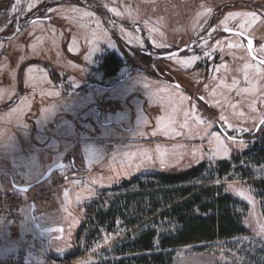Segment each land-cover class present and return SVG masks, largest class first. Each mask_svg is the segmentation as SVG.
Returning <instances> with one entry per match:
<instances>
[{
  "label": "rangeland",
  "instance_id": "374dc122",
  "mask_svg": "<svg viewBox=\"0 0 264 264\" xmlns=\"http://www.w3.org/2000/svg\"><path fill=\"white\" fill-rule=\"evenodd\" d=\"M47 1V9H42L38 6L36 10L42 9L44 12L40 14V17H47L48 20L56 15V7L66 4L84 7L96 14L99 11L100 14L98 15L112 38L115 40L112 34L114 33L120 41L121 49L116 43L118 47L117 53L124 63L127 61L125 54L133 56L137 48H144L142 50L144 54L147 52L155 54L171 53L185 46L203 32L200 39L190 49L177 56L167 58V65L164 64L169 69H179L186 72L179 79L178 83L184 88L194 89L196 98L191 100L182 89L169 84L165 85L176 88V92H172L169 89L170 91H164L163 93L151 92L152 94H150L149 92L147 94L149 96L145 95L144 99H138L132 95V97L123 96L121 99V94L129 93L133 90L138 92L139 88L142 89V84H148L144 82L145 75L138 72H133L135 75L126 80V82L117 83L105 88L93 86L89 93L82 96V91H79V88L84 83L78 88L70 87V85L63 82L58 74L60 82L64 85L65 95L63 96L59 92L62 100L59 98L56 100L57 110L72 113V109L77 107L76 103L86 105L87 108L85 112L67 114L65 118L71 119L74 122H72V125H69L72 127L70 130L65 127L58 129L57 132L62 135V139H59L62 140L61 149L65 151L58 160L51 162L53 159L49 156L47 160L43 161V166L41 165V167L32 160L34 162H28L30 168L27 167L25 169L21 167V171L17 173L22 176V179L33 182V180L37 179V175L40 178L53 164L59 161H63L64 163L63 168L51 174L47 180L31 187L24 193H15L21 201L25 203L30 202L29 205H32V213L29 214L28 226H24V230H21L23 228L17 229L18 225L15 226L17 232L12 230L13 233L15 232V236L13 237L16 239H10L11 244H8V251L3 256H0V264H97L100 261L113 258L110 255L112 251L111 245L117 238L123 236L125 232H122V228L118 223L114 229H111L112 231H102L98 237H95V228L90 221V215H88L90 205L100 202L101 198L103 200H112L123 194V188L118 187V189L114 186L118 185L121 181L131 178L133 175L155 172L161 169L183 170L200 163L195 161L177 162L181 156L180 150L182 147L177 146L178 148H173L174 151H165L164 148L166 149L169 146L165 141L174 140L159 138V136L162 137L163 132H157V129L152 133L150 128L152 126L154 128V124L150 125V123L154 118L159 121L157 128L163 122H172L173 124L169 125L170 131L174 130L175 133L178 132L181 135L184 128L180 127L179 118L188 106L191 108V112L187 117H192L194 111L195 114H201L204 119L211 123L209 115L213 116L212 118L218 120L223 131L230 136L238 138V140H229L224 136L229 142L230 151H242L249 147L245 139L248 138L250 140L253 137L251 133L260 119L264 118V110L258 120H255L252 124H248L247 133H242L240 130H225L223 121L219 118L220 109L213 106L210 102L211 85L210 81L207 83L209 80L207 75L210 73L209 71H211L213 65H218L228 57V53L232 49L242 50V53L247 57V53L242 47H219V43L221 41L224 43L225 38L230 36L221 32V28L238 29L243 33L246 32L251 37L256 35L255 46L261 43V37L257 33L258 26L256 24L259 22L257 21L258 19L264 18V0ZM2 4H7V7L5 12L0 15V63L5 61L2 56V53L7 48L5 46H9V48L13 46L16 41L11 40L14 38V40H18L17 36L19 33L8 40H3L2 36L4 38L11 36L15 30L13 26L14 20L30 13H25L22 0H5ZM225 4L231 5L225 7L223 12L213 19L214 21L211 19V25L203 31L211 13ZM51 8L53 9V14L48 12ZM112 9H115V11H112ZM235 13H252L255 14L257 19L251 26H247V21L250 18L244 15H230ZM241 24H245L246 27L241 29ZM260 29L264 31V28ZM233 45L235 44L233 43ZM205 53H208V55H205ZM190 56L198 58L192 68H189L186 63L179 62L181 58H189ZM8 68H5L8 74L12 73L11 71L14 73L11 66H8ZM55 68L57 69V67ZM17 70H15L16 74ZM123 70L124 76L131 73L128 72L126 65H123ZM97 72L93 71L91 75L100 78L96 76ZM121 74L122 71L119 72V75ZM8 79L12 83H15L14 79L17 82V78L13 79V76H9ZM112 80L113 78H110L108 81L107 77L104 79V83L106 84V81L111 82ZM51 85L55 87L52 82ZM21 90V93H23L25 88L23 87ZM75 90L77 91L75 92ZM70 95L72 97H68ZM217 96L219 99L220 94L218 93ZM115 98L121 101L115 103L113 102ZM262 101L264 102V96ZM200 103L206 104V108L208 109L213 108L215 114H212L210 109L208 111ZM14 104L19 105V101L17 102L16 100L11 106ZM148 104L160 105V107L151 108L148 107ZM223 108L228 110L226 106ZM132 110L142 112L144 119L131 122L133 121V118L131 119ZM157 111L162 113V117L158 116ZM90 116L93 117L90 119ZM175 118L177 120L176 123L174 121ZM98 120L102 122L100 123ZM54 123L50 121L49 126H54ZM83 125L86 126L85 129ZM74 128L76 129L75 131ZM214 128L216 127L214 126ZM57 132L54 133V137H56ZM254 132L256 137L264 135V125H260ZM151 137L156 140L154 144L144 142L146 138L150 139ZM59 140H57V143H59ZM96 140L100 142L94 143ZM116 140H119V143H121L119 146H115ZM159 140L164 144H160L162 142ZM161 145L165 147H161ZM11 148L15 150L18 157L17 147L12 146ZM19 148L20 150L22 149L21 147ZM158 149L164 152L163 164L161 163V154ZM190 149L191 147L187 152ZM191 150L199 153L197 160L204 153L197 147ZM40 153H43V150H40ZM21 159L25 162L24 155H22ZM47 161L52 163L48 167ZM203 161L208 164L215 163L206 159ZM45 166L47 167L46 169ZM244 168L243 164L237 166L235 172L224 175L218 184L224 186L226 192L246 205L247 210L244 212L243 225L248 230V234L228 239H218L208 243L175 247L172 249L174 253L173 264H246V254L250 250H255V247L260 248L259 245H264V230H262L264 229V212L262 211L260 202L253 193L249 180L240 179V174H242ZM40 169L42 170L40 171ZM251 169L257 174L256 178H259L263 171L262 167L258 166H251ZM88 170L89 172L87 173ZM70 177H79L82 183H86L84 188L85 194L74 195L76 199L72 205L66 202L68 206L65 203L56 206L53 201H55L61 190L64 196L68 195L67 197L69 198V194L64 192L65 189H74L73 186L68 185L67 180ZM55 182H59L61 187L59 190L51 192V197L48 199L35 198L38 190L48 188ZM239 191H244L250 197V200L241 197L238 194ZM10 229L14 228L10 227ZM55 229H59L60 231H55ZM73 251L80 255L69 262L62 259L65 254Z\"/></svg>",
  "mask_w": 264,
  "mask_h": 264
},
{
  "label": "crops",
  "instance_id": "0c3cea01",
  "mask_svg": "<svg viewBox=\"0 0 264 264\" xmlns=\"http://www.w3.org/2000/svg\"><path fill=\"white\" fill-rule=\"evenodd\" d=\"M22 1L26 13L36 9L47 0ZM73 9H75V11H73ZM55 11L56 15L51 17V19L47 21H36L25 26L19 32L17 36L18 40H14L15 38L11 40L16 41L15 44L10 48L7 45L5 46L7 48L2 53L3 60L5 61L0 63V81L2 80V82H0V104L10 101L17 92V82L16 79H14L16 78L15 70H17L25 60L40 59L51 63L57 67L58 70H56L64 83L70 85V87L78 88L84 83V79L90 70L89 67H96L103 55L109 52H115L118 55L116 42L103 25L98 14L84 7L71 4L56 7ZM48 12L53 14V9H49ZM86 12L91 13V15L85 16L84 13ZM260 19L257 20L259 22L256 25L258 26L257 33H259L261 37V43L255 46L254 52L257 56L264 59V31L260 29L264 28V18L262 17ZM244 33L247 34L246 32ZM252 37L254 40L257 39L256 35ZM233 43H239L242 45V49H245L243 40L235 35H230L228 38H225L224 43L222 41L219 43V47H228L229 44ZM70 56H78L79 59L82 60V63L73 60ZM192 57L181 58L179 62L186 63L189 68H192L197 61V59L192 61ZM245 65H251L252 67L246 68ZM8 66L13 68L15 74L13 71H11L12 73L10 74L5 71L6 67L9 69ZM217 69L219 70L217 71ZM257 69H259V71H257ZM121 71L123 75H119ZM209 72L210 73L207 75L209 77L207 83L210 81L211 85L210 102L213 106L220 109L219 118L222 120L221 117H224L222 121L225 130H240L242 133H247L244 129H247V126H249L248 124H252L263 114L264 65L252 60L248 54L246 57L245 54L242 53V50L235 48L230 50L228 57L224 61L218 65H213ZM245 73H247L248 79H245ZM134 75L135 73H130L124 76L122 66L116 75L108 77V81L110 78H113V80L111 82L106 81V84H108L106 87L117 84L115 82H126V80ZM9 76H13L15 83L10 82V79H8ZM96 76L101 77L102 73L98 71ZM233 81L237 82L235 86H233ZM144 82L148 84H142L143 87H141L142 89L139 88L138 92L133 90L129 93H124L125 95L121 94V99L123 96H136L138 99H144L145 95L149 96L147 95L149 92L150 94H152L151 92L163 93L164 91H170L169 89H171L172 92H176V88H171L165 85L166 83L157 79L145 76ZM22 83L25 91L17 97L19 105H16V103L8 108H0V192L14 191L16 193H24L15 190L12 187V182L19 185L31 184L39 178V175H37V179L33 180V182L22 179V176L17 174L21 171V167L25 169L27 167L30 168L28 162L34 161L41 167L43 161L47 160L49 156L53 159L51 162L58 160L65 152L61 149L62 140L59 139H62V135L57 132L58 129H60V127H65L70 130L72 127L69 125H72L73 121L65 118L67 114L85 112L87 108L86 105H79L76 103L77 107L72 109V113L58 111L56 100L58 98L61 99L60 91L58 88L51 85V80L50 77H48L47 71L39 64L32 63L24 67L22 71ZM100 87L105 88V86ZM92 88L86 92H82L81 96L89 93ZM243 89H248V91H242ZM218 93L220 94L219 99L217 96ZM224 95L225 97L223 98ZM68 97L72 96L70 95ZM120 101L115 98L113 102L119 103ZM225 106L228 110L223 108ZM148 107L157 108L160 107V105L148 104ZM253 108L255 109L254 111ZM190 112L191 108L187 106L185 112L183 111L179 118L180 127L184 128L182 130L183 134L181 135H179L178 132L175 133L174 130L170 131L169 125L173 124L172 122H163V124L158 127L159 129L157 128L158 119L156 120L154 118L150 123V125L154 124V128L153 126L150 128L152 133H154L156 129L157 132H163L162 137L159 136V138L174 140H164L169 145L166 149L164 148V150L170 152L171 150L174 151L173 148L177 146L182 147L180 150V160H177V162L180 163L183 161H195L197 163L205 162L203 161L204 159L211 162L229 160L232 151H230L229 142L225 139L224 135L214 128L209 121L204 119L201 114H195L193 111L192 117H187ZM156 113H158L159 117H162L161 112L157 111ZM241 113L243 115H240ZM92 117L90 116V119ZM143 117L142 112H137V110L131 111V119L133 118L131 122H134V120L135 122L143 120ZM50 121L55 122L53 124L54 126H49ZM121 121L123 120L121 119ZM174 121L176 123V118ZM99 122L101 123L102 121L100 120ZM83 127L85 129L86 126L83 125ZM75 130L74 128V131ZM55 132H57L56 137H54ZM217 138L220 144L217 143ZM56 139L59 140V143H57ZM155 141L153 137L144 140V142L153 144ZM99 142L100 141L97 142L96 140L94 143ZM119 144H121L119 140H116L115 146H119ZM160 144L164 143L162 142ZM221 145L227 150V155H225L223 151H217L221 148ZM12 146L17 147L18 157L16 156L15 150L11 148ZM19 147L22 149L20 150ZM161 147L165 146L161 145ZM190 147L191 149L197 147L205 154L202 153L201 158L197 160L199 153L191 149L187 152ZM40 150H43V153H40ZM22 155H24L25 162L21 159ZM51 162H46V164H49L47 167L52 164ZM47 167L45 166V169ZM41 170L42 169H40V171ZM88 172L89 170L87 173ZM80 180L79 177L68 178V185L73 186L74 189H65L64 192L69 194V198L67 197L68 195L64 196L61 190L55 198V201H53L54 204L56 206L63 203L67 205L66 202H68L69 205H72L74 203L73 201L76 199L74 195H84L86 183H82ZM29 203L30 202L25 203L19 212L17 229L23 228L21 230H24V226H28L29 214L32 213V205H29ZM17 229H10L3 220H0V256H3L5 252L8 251V244H11L10 239H16L13 237L15 236V232L13 233L12 230L17 232Z\"/></svg>",
  "mask_w": 264,
  "mask_h": 264
},
{
  "label": "trees",
  "instance_id": "16d2710c",
  "mask_svg": "<svg viewBox=\"0 0 264 264\" xmlns=\"http://www.w3.org/2000/svg\"><path fill=\"white\" fill-rule=\"evenodd\" d=\"M3 2L5 0H0V13L7 7ZM47 3L48 1L43 2L39 8L47 9ZM223 10L214 15L212 20ZM35 12H40V16L44 11L35 9L28 14ZM97 13L100 14L99 11ZM112 34L121 49L120 41L114 33ZM142 50L144 48H137L133 56L125 54L126 63L115 52L106 53L96 67H89L90 73L85 77L79 91L86 92L93 86L106 85L104 79L115 75L126 65L129 73L138 72L174 85L182 89L190 100L196 98L194 89L184 88L178 83L186 72L169 69L164 66L167 65V59H153ZM70 57L81 62L77 59L78 56ZM32 63L41 65L47 71L51 82L65 95L64 85L60 82L55 66L40 59H28L19 66L16 74L18 91L21 92L23 88L22 71L26 65ZM93 71L101 72L102 76H92ZM16 97L17 95L0 104V107H10L16 102ZM200 104L207 107L206 104ZM206 109L215 114L213 108ZM212 117L209 115L211 123L217 130L223 131L218 120ZM251 135L253 137L250 140L245 139L249 147L242 151H232L229 160H218L214 164L200 162L183 170L161 169L136 174L114 186L123 188V194L112 200L101 198L100 202L90 205L88 215L95 228V237L102 231H112L118 223L122 232H125L111 245L110 255L113 258L97 264H173L172 249L175 247L247 235L248 230L243 225L246 205L231 196L224 186L218 183L224 175L235 172L237 166L243 164L245 168L240 174V179L249 180L264 212V135L256 137L254 131ZM251 166L262 167L259 178H256L257 174ZM259 247L246 254V264H264V245ZM79 255L73 251L65 254L62 259L69 262Z\"/></svg>",
  "mask_w": 264,
  "mask_h": 264
},
{
  "label": "water",
  "instance_id": "95a60500",
  "mask_svg": "<svg viewBox=\"0 0 264 264\" xmlns=\"http://www.w3.org/2000/svg\"><path fill=\"white\" fill-rule=\"evenodd\" d=\"M231 4H225L223 6H221L219 9L215 10L214 12L211 13V15L209 16L207 22H206V25L204 27V30L205 31L209 26H210V22H211V19L214 15H216L217 13H219L220 11H222L225 7L227 6H230ZM42 10V9H41ZM40 10V11H41ZM38 14H36V16H33L31 17L27 22H25L22 27H20L19 29H17L11 36H9L8 38H5V40H8V39H12L13 37H15L21 30L22 28H24L25 26H27L28 24L30 23H33V22H36V21H46L48 20L47 17H40V16H37ZM227 27H223L221 28V32H224L226 35H236V36H239L243 41H244V46H245V49L247 51V54L248 56L254 60L255 62L260 63V61L263 59V58H260L259 56H257L254 52V48H255V40L253 37H251L250 35L248 34H245L243 33V35H237V33H240L242 31L238 30V29H233V28H227L228 31H226ZM203 33V32H201ZM201 33L196 36L195 38H193L190 42H188L185 46L171 52V53H165V54H155V53H152V52H147L148 55H150L153 59H167V58H170V57H174V56H177L179 55L180 53L190 49L197 40L200 39L201 37ZM249 40L252 41V47H251V50H249V47H248V42ZM174 86V85H173ZM261 124L258 122L254 128V131H256L259 126ZM226 138H228L229 140H238V138L236 137H233V136H230L229 134H227L225 131H220ZM64 166V163L63 161H59L55 164H53L52 166H50L43 174L40 178H38L36 180V182L32 183V184H24V185H19V184H15L12 182V187L19 191V192H26L28 191L31 187L39 184V183H42L43 181L47 180L51 174H53L54 172H56L57 170H60L62 169Z\"/></svg>",
  "mask_w": 264,
  "mask_h": 264
},
{
  "label": "built area",
  "instance_id": "2783aa9c",
  "mask_svg": "<svg viewBox=\"0 0 264 264\" xmlns=\"http://www.w3.org/2000/svg\"><path fill=\"white\" fill-rule=\"evenodd\" d=\"M59 182H55L48 188L38 190L35 198L41 197L48 199L51 192L60 189ZM16 192H0V220H3L7 226L15 228L19 223V212L25 202L21 201L15 194Z\"/></svg>",
  "mask_w": 264,
  "mask_h": 264
},
{
  "label": "snow or ice",
  "instance_id": "6c2138e0",
  "mask_svg": "<svg viewBox=\"0 0 264 264\" xmlns=\"http://www.w3.org/2000/svg\"><path fill=\"white\" fill-rule=\"evenodd\" d=\"M73 11H75V9H73ZM112 11H115V9H112ZM84 15H85V16H89V15H91V13H87V12H86V13H84ZM117 15H119V13H117ZM230 15H244V16H246V17H249L250 19H248V21H247V26H251V24L254 23V22L256 21V19H257V17L255 16V14H252V13H243V14H241V13H235V14H230ZM245 27H246L245 24H241V29H244ZM225 30L228 31L227 28H226ZM237 35H243V32L237 33ZM228 47H229V48H232V47H242V45H240L239 43H237V44H235V45H233V44H229ZM248 47H249V50H251V47H252V41H251V40H249V42H248ZM205 55H208V53H205ZM196 59H198V58L195 57V56L192 57V61H195ZM260 63H261V65H264V59H262V60L260 61ZM245 67L248 68V67H252V66H251V65H245ZM218 70H219V69H217V71H218ZM257 71H259V69H257ZM245 79H248V75H247V73H245ZM236 83H237L236 81H233V86H235ZM242 91H248V89H243ZM254 110H255V109L253 108V111H254ZM240 115H243V114L241 113ZM221 119L223 120L224 117H221ZM259 123H260L261 125H264V118H261L260 121H259ZM244 131H247V129H244ZM177 134H178V133H177ZM217 143L220 144V141H219L218 138H217ZM241 143H243V141H241ZM158 151H159L160 154H161V163L163 164V162H164V161H163L164 152H163L162 150H160V149H158ZM217 151H218V152H219V151H223L224 154L227 155V150L224 149L222 145H221V148L218 149ZM214 154H215V153H214ZM238 194H239L241 197L250 200V197L247 196L246 193H245L244 191H239ZM262 230H264V229H262ZM55 231H60V230H59V229H55Z\"/></svg>",
  "mask_w": 264,
  "mask_h": 264
},
{
  "label": "flooded vegetation",
  "instance_id": "af4514ba",
  "mask_svg": "<svg viewBox=\"0 0 264 264\" xmlns=\"http://www.w3.org/2000/svg\"><path fill=\"white\" fill-rule=\"evenodd\" d=\"M5 12V11H4ZM4 12H1L0 13V15L1 14H3ZM40 12H35V13H33V14H31V15H29V14H26L27 16H25V15H22L20 18H18V19H16V20H14L15 21V23H14V29H15V31L17 30V29H19L20 28V26L23 24V23H25V22H27L31 17H33V16H36V14H39ZM23 29V28H22ZM14 31V32H15ZM12 35V34H11ZM9 37V36H8ZM2 39L4 40L5 38H4V36H2ZM1 39V40H2ZM21 92L20 91H18V89H17V94H20ZM16 94V95H17ZM15 95V96H16Z\"/></svg>",
  "mask_w": 264,
  "mask_h": 264
}]
</instances>
